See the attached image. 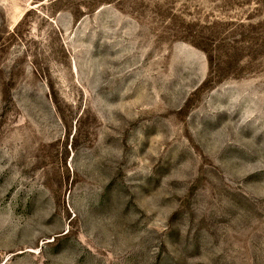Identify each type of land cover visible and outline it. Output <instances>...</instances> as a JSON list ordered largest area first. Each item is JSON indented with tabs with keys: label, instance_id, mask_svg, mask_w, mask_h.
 <instances>
[{
	"label": "rangeland",
	"instance_id": "obj_1",
	"mask_svg": "<svg viewBox=\"0 0 264 264\" xmlns=\"http://www.w3.org/2000/svg\"><path fill=\"white\" fill-rule=\"evenodd\" d=\"M0 264H264V0H0Z\"/></svg>",
	"mask_w": 264,
	"mask_h": 264
}]
</instances>
